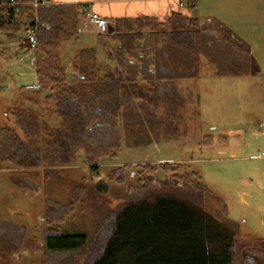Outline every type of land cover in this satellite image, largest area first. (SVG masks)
Instances as JSON below:
<instances>
[{
	"label": "trees",
	"instance_id": "1",
	"mask_svg": "<svg viewBox=\"0 0 264 264\" xmlns=\"http://www.w3.org/2000/svg\"><path fill=\"white\" fill-rule=\"evenodd\" d=\"M38 8L37 83L23 90H32L40 100L28 96L18 105L14 110L17 128L0 126L2 164L32 168L45 159L70 164L74 156L83 154L94 166L100 158L121 149L120 123L136 105L134 100L153 112L163 94L159 87L197 78L202 58L219 77H244L251 72L249 50L179 13L166 22L125 18L109 23L113 32L108 36L117 44L114 55L121 72L104 73L98 67L96 50L90 49L78 56L77 69L83 77L77 78L64 68L59 44L77 33V18L85 17L82 5ZM33 14L29 9L19 13L8 10L0 18V27L17 31L19 26L18 31L26 32L25 20ZM45 109L59 121L55 130L42 127ZM43 141L47 142L45 149L37 143ZM17 183L29 189L28 182ZM192 185L200 198L214 201L227 216L224 202L207 189L201 177ZM47 206L46 221L57 222L51 209L56 203L49 200ZM238 228L229 217L222 221L196 202L157 196L152 201L125 204L113 212L101 223L94 242L85 233L48 229L43 246L54 259L62 256L47 264H74L71 255L92 244L99 250L88 264H257L244 254L247 245L240 242Z\"/></svg>",
	"mask_w": 264,
	"mask_h": 264
},
{
	"label": "rangeland",
	"instance_id": "2",
	"mask_svg": "<svg viewBox=\"0 0 264 264\" xmlns=\"http://www.w3.org/2000/svg\"><path fill=\"white\" fill-rule=\"evenodd\" d=\"M20 32H16L18 46ZM23 41L20 47L29 51ZM232 41L250 49L239 39ZM23 49L0 53V126L17 128L18 105L28 96L40 100L33 92H21L22 86L36 84L32 56ZM159 88L163 94L158 96V107L152 105L153 112L134 100L136 105L120 123L121 149L94 166L83 154L70 164L45 159L38 167L22 168L0 163V264L51 263L62 256L54 259L45 250L48 229L85 233L94 242L101 223L113 212L157 196H178L202 205L222 221L229 217L238 224L246 248H264V241L253 240L264 238V143H252L256 141L252 126L264 119V93L256 80L218 77L202 58L197 78ZM42 112L46 115L42 127L55 130L59 124L55 114ZM37 143L47 147L46 141ZM198 176L224 202L228 217L214 201L192 190ZM18 181L28 182L29 189ZM49 200L60 207H51L58 217L55 223L46 221ZM98 250L92 244L71 258L74 264H88ZM260 262L264 264V256Z\"/></svg>",
	"mask_w": 264,
	"mask_h": 264
},
{
	"label": "crops",
	"instance_id": "3",
	"mask_svg": "<svg viewBox=\"0 0 264 264\" xmlns=\"http://www.w3.org/2000/svg\"><path fill=\"white\" fill-rule=\"evenodd\" d=\"M33 1L30 0L24 3L30 4ZM7 2L8 0H0V18L8 11L5 7ZM191 2V5L180 7L178 0H50L52 5H88L100 16L106 18L109 23L125 18H149L156 22H166L172 15L180 13L194 18L204 30L213 31L221 37L234 35V38L242 41L244 45H248L253 58L251 72L245 77L256 80L258 90L264 93V0H192ZM25 9L32 10L34 14L36 12L30 6L25 7ZM208 19L212 22L208 23ZM83 23L84 19L79 16L75 36L62 40L59 44L60 57L64 68L70 74L76 75L77 78H82L83 76L77 69L78 56L84 50L94 49L97 53L98 67L103 69L104 73L115 75L120 73L121 66L114 55L117 44L112 39L113 36H108V33L111 34L113 30H107L106 34H100L94 27L80 29ZM19 28L17 26V31L15 28H13L14 31H7L4 30L5 28L0 27V53L11 55L13 49L15 51L18 47L23 49L20 46L22 40H24L23 33L25 31L22 30L23 36L20 37V46H18L17 33H21L18 31ZM3 40H6L5 46L2 44ZM23 52L30 53L32 66L36 69V52H30L26 49H23ZM25 87H21V92L27 91L23 90ZM28 92L33 91L28 90ZM226 131L227 126H225L224 132ZM252 133L255 134L256 140L252 143H264L261 142V139L264 140L263 118H258L256 127L252 126ZM247 146L244 145V148H247ZM246 249L249 251L245 255L254 258L257 264H261L264 248L255 246Z\"/></svg>",
	"mask_w": 264,
	"mask_h": 264
},
{
	"label": "built area",
	"instance_id": "4",
	"mask_svg": "<svg viewBox=\"0 0 264 264\" xmlns=\"http://www.w3.org/2000/svg\"><path fill=\"white\" fill-rule=\"evenodd\" d=\"M192 0H178L179 6L184 7L185 5H191ZM50 0H34L32 3L27 4L24 3L22 0H8L7 4L5 5L6 10H13L14 13H19L22 8L25 7H33L35 9V14L32 18L26 20L27 21V30L24 33V45L27 47L29 51H34L38 45V28H39V15H38V7L50 5ZM83 12H84V23L82 24L80 29L94 27L96 31L100 34H106L109 30V22L106 18H103L94 10L91 9L88 5H83ZM211 20L208 19L207 22ZM234 35H231L229 38L233 40H237L234 38ZM241 42V41H240ZM243 44V42H241Z\"/></svg>",
	"mask_w": 264,
	"mask_h": 264
},
{
	"label": "water",
	"instance_id": "5",
	"mask_svg": "<svg viewBox=\"0 0 264 264\" xmlns=\"http://www.w3.org/2000/svg\"><path fill=\"white\" fill-rule=\"evenodd\" d=\"M112 29H109V31H111Z\"/></svg>",
	"mask_w": 264,
	"mask_h": 264
}]
</instances>
